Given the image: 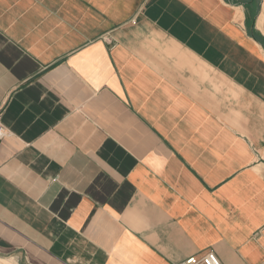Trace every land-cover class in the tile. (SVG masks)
<instances>
[{
  "label": "crops",
  "instance_id": "0c3cea01",
  "mask_svg": "<svg viewBox=\"0 0 264 264\" xmlns=\"http://www.w3.org/2000/svg\"><path fill=\"white\" fill-rule=\"evenodd\" d=\"M0 264H264V0H0Z\"/></svg>",
  "mask_w": 264,
  "mask_h": 264
},
{
  "label": "built area",
  "instance_id": "2783aa9c",
  "mask_svg": "<svg viewBox=\"0 0 264 264\" xmlns=\"http://www.w3.org/2000/svg\"><path fill=\"white\" fill-rule=\"evenodd\" d=\"M8 133L6 127L0 122V138ZM179 264H221L214 251L196 254L188 257Z\"/></svg>",
  "mask_w": 264,
  "mask_h": 264
}]
</instances>
